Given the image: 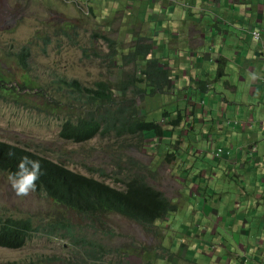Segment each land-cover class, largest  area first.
Instances as JSON below:
<instances>
[{
    "label": "rangeland",
    "instance_id": "obj_1",
    "mask_svg": "<svg viewBox=\"0 0 264 264\" xmlns=\"http://www.w3.org/2000/svg\"><path fill=\"white\" fill-rule=\"evenodd\" d=\"M168 1L175 6L174 9L170 6L171 11L167 7ZM203 5L202 0H155V2L153 0H0V75L7 79L8 86L16 87L14 95L9 96L8 102L0 96V140L29 147L52 160L66 164L74 171L91 176L92 173L87 170V167L95 166L106 169L107 173L115 172L119 170V162L122 166L129 167L130 157L136 163L133 169L145 172L148 180L161 188L171 206L175 207L173 212L158 219L156 226H146L122 215L110 213L109 227H112L116 234L113 242L130 244L131 250H140L139 254L129 253L127 257L123 254L114 257L115 261L111 264H199L198 261L203 264H226L231 257H234L233 253L230 255L217 252L218 239L213 238L211 232L200 234V242H208V256L197 254L198 261H194L189 259L192 254L185 250L190 245L189 250L194 251L191 243L195 237L194 234H190L187 235L188 238H185V228L191 227L192 230L199 228L202 231L206 222L204 220L200 225L199 218L195 220L184 218L189 205H193L189 195L191 192L189 187L193 185V174L196 176H199V173L202 174V171L193 169L191 160H187V164L183 165L184 158H182L174 168L171 166L174 162L169 164L166 162V151L162 144L148 141L138 147L135 145L127 149L120 146L121 139L116 138L114 132L110 137L99 136L84 143H74L60 136L64 117L86 110L79 101L74 99V94H77L73 92L75 88L60 82L61 79L68 81L78 79L85 86L93 87L102 78L115 83L123 79L127 80L130 75L136 73L143 82L136 81V85L128 86L125 93L114 89V96L116 98L119 96L127 103L128 96L133 94L137 84L144 88L147 81H153L151 75L153 68L149 64L152 62L141 57L136 65L132 59V53L139 49V45L143 47L152 45L150 59L160 57L159 64L166 71L169 64L172 70L176 63L181 62L189 52L193 53L191 59L201 54L197 46L189 49L187 47L189 40L187 43L185 41L187 36L189 39L194 36L192 30L195 23L193 21L190 32V15L199 17L201 14L199 10ZM159 7L162 8L159 9ZM174 15L177 16L174 17ZM201 18H204V21H208L206 18L213 20L209 17ZM248 18L249 13H247L246 21ZM225 30L229 32L228 39L226 42L216 43L219 56L214 61L213 68L220 67L222 61H226L222 55L231 58L235 51L234 47L238 44L237 37L244 33L231 25H227ZM202 32L207 34V28H204ZM104 36L115 42L114 51L117 55L113 56L114 62L108 58L110 43L105 41ZM32 41L35 43L32 59L34 63L29 75H32L34 81L26 77L23 65L14 56L17 50ZM209 42L208 39L207 43ZM200 47L205 48V45ZM162 49L164 53H167L163 58H161ZM221 49H223L222 53ZM191 59H186L185 63L189 65ZM110 62L112 67L111 72L108 73L107 67ZM229 63L232 64V61ZM202 66L203 63L198 64L196 70L200 72ZM205 68L209 69L208 66ZM233 69L236 72L239 71L238 67ZM233 69H228L229 84L236 83ZM170 70L167 79L168 87L156 86L157 89H154L151 85L148 96H145L143 89L136 94L135 115L143 118L146 113L149 119H159L162 112H168L173 108H177V113L181 109V113L185 114V110L182 111L186 103L182 94L185 88L177 84L180 90H176L175 94L180 95L170 97L171 92L175 91L174 82L177 79ZM163 74L166 76V72ZM217 77L216 73L208 70L207 78L211 79L212 84L215 85L211 93H208L209 96L213 97L223 92L229 99H239V88L235 87V90H232L226 84L217 81ZM25 81L32 89L37 88V90L31 92L23 90ZM40 88H44L46 92L38 94L37 91ZM175 99L179 102H175ZM247 99L251 104L259 103L258 98L247 97ZM29 102L35 107L31 108ZM150 104L153 105L152 108H149ZM37 105L45 108L47 113L44 111L40 113L36 109ZM108 110L114 111V107H109ZM105 111L103 107L101 114ZM257 130L262 133L258 138L259 149L264 151L262 124H259ZM208 132L214 134L216 129L209 130L204 123H199L195 131L184 136V146H181L179 154H182L186 146L192 145L193 148L208 151L206 163L211 164L214 158L213 154L209 153L210 142L215 141L214 148H218L225 145V141L223 138L218 140L215 134L211 139H204L203 134ZM244 139L243 142H248L247 134ZM176 148L174 144L168 152L173 154ZM157 150L161 157L158 156ZM137 166L140 167L137 168ZM254 167L259 175H264V161ZM174 171H176V179L172 181L170 175ZM93 175L99 176L98 173ZM8 177L9 174L0 172L1 217L30 218L34 227L65 219L76 226V229L81 227L87 238H92V229L83 228L85 225L89 226L87 223L90 221L84 220L81 215L36 191L27 197L16 196ZM181 177L183 179H180ZM218 177L223 180L220 184L214 182L213 174L203 175L201 187L205 186L207 191L208 186L211 187L209 192H201L204 198L208 201L219 200L227 205H234L238 200L241 202L246 200V194L243 192L251 191L249 187L239 190L238 180L228 175L222 168ZM107 181L111 182L110 178H107ZM260 183L264 184V181L260 180ZM257 191L253 188L252 194ZM260 192L264 197V188ZM249 198H252L251 193ZM197 207L200 217L203 208H200L199 202ZM223 207L228 210L225 206ZM242 209L248 208L242 207ZM218 219L214 218V221ZM219 220L221 225H224L226 217ZM212 221L213 219H210L207 223L211 224ZM185 222L187 224L183 227L182 224ZM238 222L241 224L242 220L239 218ZM219 230L222 233V230ZM222 234L225 238L231 236V234ZM76 241L79 240L69 241L66 238L47 235L42 231H34L22 248L10 249L0 246V264H78L79 243ZM114 243L111 246H114ZM238 247L241 249L240 246ZM212 252L213 255H211ZM131 259L139 263L132 262ZM230 264L237 263L232 261Z\"/></svg>",
    "mask_w": 264,
    "mask_h": 264
},
{
    "label": "crops",
    "instance_id": "obj_2",
    "mask_svg": "<svg viewBox=\"0 0 264 264\" xmlns=\"http://www.w3.org/2000/svg\"><path fill=\"white\" fill-rule=\"evenodd\" d=\"M202 4L204 5L199 10V13H201L199 17L190 15V32L193 21L195 23L192 30L194 36L192 39H189V36H187L185 41L187 43L189 40V43H187L189 49L197 46L201 50V54L197 55V57L193 56V59H191L193 53H187L186 57L181 62L176 63L172 70L169 68L170 64L168 65V73L169 70L172 71L177 78L174 82L175 91L173 90L171 95H180L175 94L176 90H180L179 85H177L180 84L185 88V92L182 94H190L189 98L186 99L191 104V109L189 110L187 119L175 126V130L181 128V132L179 130L173 131L170 135L159 138V141L162 143L161 146L164 143L167 144L163 146L166 151L173 141L183 146V137L195 131L199 123H204L209 130L216 129L214 134L217 136V139L223 138L225 141V145L218 147L224 149V154L218 161H213L208 165L206 163L208 151L193 148L197 152L195 155L197 161L192 163L193 169L196 168L197 171H202V174L199 176L193 174V185L189 187L192 193L193 200L191 202L193 205H189L188 211L185 213V219L195 220L199 218L198 223L200 225L204 220L206 222L205 226L202 227V231L199 228L188 231L189 234L193 233L195 236L192 239L194 240L192 246L196 247L199 251L205 252L206 256H208V245L195 240L198 239L201 232H211L213 238H216V236L220 238V242L217 243V252L234 254V257L230 258L231 263L233 261V263L238 264L240 261L243 264L245 262H248V264H264V197L262 196V192H260L264 188V184L260 183V180L264 181V175H259L257 169L254 167L255 165L262 164L264 161V151L260 150L258 145V138L262 133L257 130L259 124L264 126V0H202ZM247 13H249V18L246 21ZM202 16L213 18V20L206 18L208 21H204V18H201ZM227 25L233 26L236 30H242L244 33H241L237 37L238 44L234 47L235 51L232 53L231 58L222 55L226 61L223 60L220 65V67L224 66V74H220V67L213 68L214 61L219 56L216 43L218 41H221V43L227 41L229 35V32L225 30ZM204 28H207V34L202 32ZM255 30L262 34V38L256 39L253 36L252 31ZM208 39L210 40L209 43H207ZM204 45L205 48L200 47ZM222 51L223 49H221V53ZM161 52V58L166 56L167 53H164L163 49ZM188 58L191 59L189 65L185 63V60ZM197 61L198 63H196ZM229 61H232V64ZM202 63L201 71L198 72L196 67ZM159 66L161 65L159 64ZM206 66L209 69L205 68ZM234 67H238L239 71L236 72L233 69ZM229 68L234 71L236 83L233 84L236 85L229 84L230 82L227 79L230 75ZM208 70L216 73L218 75L217 81L226 84L232 90L238 87L239 99H229L227 94L223 92L210 97L208 93H211L215 85L212 84L211 79L207 78ZM247 97L258 98L259 103L257 105L251 104L248 102ZM236 122H239L240 125L233 127ZM184 126L189 129H183ZM191 128L194 130L191 131ZM177 133H181L184 136L179 137ZM166 134H169V132ZM214 134L209 132L204 133L203 138L211 139ZM246 134L248 142H243L242 140H245L244 136ZM214 144L215 141L210 142L211 147ZM253 145H256V149L250 150ZM210 152L211 149H209ZM157 153L161 157L158 150ZM185 154L193 155L194 152L191 150V147H186V150L182 154L176 151L175 156L171 157L169 162H174L171 166L175 168L177 161H180L181 157H184ZM221 168L228 175L238 180L240 185L239 190L249 187L251 191L243 192L247 197L244 202L238 200L234 205H227L219 200H209V202L201 194V192L205 193L211 190L210 186H208V191L205 186L201 187L200 182L203 180V175L213 174L214 182L218 184L223 182L218 177ZM173 174L176 176V171L171 173L170 177ZM180 179H183V177ZM253 188L258 190L257 193L252 194L254 193ZM250 193L252 198H249ZM198 202L200 208H203L200 217L197 212ZM242 207H247L248 209L245 210ZM225 217V224L221 225L219 219ZM214 218L219 219L215 222ZM239 218L242 220L241 224L238 222ZM210 219H213V221L211 224H208L207 222ZM219 229L222 230V233L231 234V236L225 238ZM197 254L198 251L193 254L195 261H198L196 258ZM213 254L212 252L211 255ZM198 262L203 264L201 261Z\"/></svg>",
    "mask_w": 264,
    "mask_h": 264
},
{
    "label": "trees",
    "instance_id": "obj_3",
    "mask_svg": "<svg viewBox=\"0 0 264 264\" xmlns=\"http://www.w3.org/2000/svg\"><path fill=\"white\" fill-rule=\"evenodd\" d=\"M153 1L155 2V0ZM104 39L110 43L108 58L114 62L113 56L117 55L114 51L115 42L106 36ZM34 44L32 41L30 44L19 47L20 49L14 55L23 65L26 77L31 80L33 78L29 74L33 70ZM152 48V45L146 47L139 45V49L132 53V59L136 65L141 57L149 61L147 57ZM150 62H152L149 64L153 68V72H151L153 81H148L147 83L150 84L146 88L137 84L133 94L128 96L127 103L119 96L117 98L114 96V89L125 93L128 86L136 85V81L143 82L136 73L130 75L127 80L123 79L115 83L102 78L93 87L85 86L78 79L71 81L61 79L60 82L75 88L73 92L77 94H74V99L79 101L86 110L65 116L60 136L74 143H84L99 136L110 137L114 132L115 137L121 139V142L118 141L120 146L128 149L135 145L138 147L144 140L152 136L164 135L165 131L163 132V129L154 121H147L142 116L135 115L136 94L140 93L141 89L145 93L154 83L157 87L162 88L166 82V76L163 74L166 69L159 66V60L151 59ZM111 67L110 62L107 67L108 73L111 72ZM219 73L224 74L223 65ZM22 89L29 92L37 90V88L32 89L26 81ZM15 90L16 87L8 86L7 79L0 75V96L2 99L8 102L9 96L14 95ZM37 92L40 94L39 92L45 93L46 91L44 88H40ZM29 104L31 108L35 107L32 103L29 102ZM103 107L106 111L101 114ZM109 107H114V111H109ZM42 111L44 110L42 109ZM10 152L15 153V156L10 157ZM25 155L34 160H40L42 164L43 174L37 181L36 191L81 215L84 220L90 221L87 223L89 226L85 225L83 228L92 229V238H87L81 227L76 229V226L65 219L34 227L30 218L0 216L1 247L22 248L27 244L34 231H42L47 235L66 238L69 241L79 240L76 241L79 243L77 248L79 264H92L97 259L105 260L121 253H140V250H131L130 244L113 242V237L116 234L113 228L109 227L108 215L110 213L122 215L136 223L148 226L155 224L158 219H162L167 213L175 210V207L169 203V199L148 180V175L145 172L133 169L136 163L130 157L129 167L122 166L119 162V170L115 172L107 173L106 169L100 167H87V170L92 173L91 176L74 171L62 162L47 158L43 153L0 141V171L15 173L19 158ZM139 167L137 166V168ZM96 173L99 176L93 175ZM107 178H110L111 182L107 181ZM112 243L115 245L111 246Z\"/></svg>",
    "mask_w": 264,
    "mask_h": 264
},
{
    "label": "clouds",
    "instance_id": "obj_4",
    "mask_svg": "<svg viewBox=\"0 0 264 264\" xmlns=\"http://www.w3.org/2000/svg\"><path fill=\"white\" fill-rule=\"evenodd\" d=\"M172 3L171 2H169L168 1V8H169V10H171V8H170V6H172L173 7V9H174V7L175 6H173V5H171ZM159 6V5H158ZM162 7H159V9H161ZM174 11V10H173ZM255 33H257L258 34V37H256V35H255ZM252 34H253V36L256 38V39H260V38H262V34H260V32H258V31H252ZM157 59L158 58H160V57H156ZM147 59L150 61L151 59H150V53H149V55H148V57H147ZM167 79H168V69H167V71H166V84H165V86L164 87H168L167 86ZM149 81H151V80H149ZM148 82V81H147ZM149 83H146L145 84V87L144 88H146V86L148 85ZM152 84V83H151ZM168 85H169V83H168ZM152 86L154 87V89L156 88V84L154 83V84H152ZM153 89V90H154ZM157 89V88H156ZM190 95V94H189ZM189 95H184V99L183 100H186V103H185V105H184V107L182 108V111L183 110H185V116L181 113V109H179V113H181V114H179V113H177V108H173L172 110H170V111H168V112H162L159 116H160V118L159 119H149V118H147V115H146V113H145V117H143V119H145V120H147V121H154L156 124H158L162 129H163V132L165 131V133H164V135H162V136H158V137H155V136H152V137H150L149 139H147V140H144L143 142H148V141H150V142H152V143H160V144H162L160 141H159V138H161V137H163V136H165V135H170L173 131H176V130H179L180 132H181V128H177L176 130H175V126H177V125H179V124H181L183 121H185L186 119H187V116L189 115V110L191 109V107H190V103L188 102V100L186 99V98H189ZM145 96H148V91H146L145 92ZM170 97H173L172 95H170ZM175 102H179V100H177V99H175ZM150 102L148 101V104H149ZM147 104V105H148ZM153 107V105L152 104H150V107L149 108H152ZM37 110H39V112L41 113V112H43L42 111V109L44 110V112H46V110H45V108H43V107H40V105H38V108H36ZM47 113V112H46ZM240 124H239V122H236L235 123V126H233V127H238ZM263 126V125H262ZM264 127V126H263ZM183 129H189L188 127H186V126H184V128ZM192 130H194L193 128H191V131ZM167 132H169V134H166ZM177 134H179V137H183L184 135H182L181 133H177ZM185 136H187V135H185ZM183 139H184V137H183ZM0 141H4V140H0ZM4 142H7V143H10V144H14V145H17V146H20V145H18V144H15V143H12V142H8V141H4ZM175 144V146H177V148L175 149V152L172 154V153H170V152H168L170 149H171V147L173 146ZM167 144L166 143H164L163 144V146H166ZM183 146H184V143H183ZM20 147H23V146H20ZM186 147H191V150L194 152V154L193 155H190V154H185V156L184 157H181V159L182 158H184V163L185 164H187V160H191L192 161V163H194L195 161H197V159L195 158V155H196V150H194L193 149V146L191 145V146H186ZM27 148H29V147H27ZM30 149V148H29ZM180 149H181V145H179V144H177V142L176 141H173L172 142V144L169 146V149H167L166 150V154H165V160H166V162L169 164V162H170V160H171V157H174L175 156V153H176V151L177 152H179L180 151ZM256 149V145H253L251 148H250V150H255ZM32 151H34V152H37V151H35V150H33V149H31ZM186 150V148L185 149H183L182 150V153L184 152ZM39 153V152H38ZM211 153L213 154V158H214V161H218L219 160V158H221L222 156H223V154H224V149L223 148H214V145H212V147H211ZM9 156L10 157H14L15 156V153H12V152H10L9 153ZM46 156V155H45ZM47 157V156H46ZM47 158H49V157H47ZM51 159V158H50ZM180 159V160H181ZM55 161V160H54ZM177 162H179V161H177ZM0 172H5V171H0ZM5 173H7V174H9V177H8V181H9V184H10V186H11V188H12V190H13V192L15 193V195L16 196H18V197H27V196H29L32 192H34V191H36V188H37V181L40 179V176L43 174V172H42V164H41V162H40V160H34V159H32L30 156H27V155H25V156H21L20 158H19V163H18V165H17V171L15 172V173H13L12 174V172H10V173H8V172H5ZM199 175H200V173H199ZM171 178V180L172 181H175V179H176V176H175V174H173V176L172 177H170ZM154 184V183H153ZM155 187L156 188H158V190H160L161 191V188H159V187H157L156 185H155ZM37 192V191H36ZM162 192V191H161ZM163 193V192H162ZM190 194V201L191 200H193L192 199V193L191 192H189ZM206 193V192H205ZM164 194V193H163ZM165 195V194H164ZM166 196V195H165ZM168 199V198H167ZM206 199V198H205ZM207 200V199H206ZM208 201V200H207ZM187 212V211H186ZM185 212V213H186ZM184 218H185V214H184ZM157 222V221H156ZM156 222H155V224H153L154 226H156ZM186 222L185 223H183L182 225H183V227H185L186 226ZM188 231H192V228L191 227H187V228H185V232H186V237L185 238H188L187 237V235H190V234H193V233H188ZM200 237H201V235L199 234V236H198V239L197 240H195V241H198L199 243H202V242H200ZM216 238L218 239V243L220 242V238H218L217 236H216ZM194 241V240H193ZM193 241H192V243H193ZM192 243H191V246H192ZM213 243H216V242H214L213 241ZM203 244H207L208 245V242L207 241H205ZM189 248H190V245H188L187 246V248L185 249L186 251H188V252H190L191 254H192V256L191 257H189V259H191V260H194V253L195 252H197L198 251V254H201V255H204V256H206V253L205 252H203V251H199L196 247H194V246H192V248H193V250L194 251H191V250H189ZM77 251H78V249H77ZM124 255L125 257H127L128 256V253H121V254H119V255H117V256H112V257H110V258H108V259H105V260H102V258L101 259H97L96 261H93L92 262V264H104L105 262H109L110 264L111 263H113L114 261H115V259H114V257H119V256H121V255ZM154 255H157V254H154ZM238 259V258H237ZM162 260V259H161ZM239 260V259H238ZM131 261L132 262H137V263H139L138 261H136V260H134V259H131ZM195 261V260H194ZM80 263V261L78 260V264ZM84 263V262H83ZM199 263V262H198ZM231 263V260H230V262H228V263H226V264H230ZM199 264H201V263H199ZM239 264H243L242 262H240L239 261ZM245 264H248V262H245Z\"/></svg>",
    "mask_w": 264,
    "mask_h": 264
},
{
    "label": "built area",
    "instance_id": "obj_5",
    "mask_svg": "<svg viewBox=\"0 0 264 264\" xmlns=\"http://www.w3.org/2000/svg\"><path fill=\"white\" fill-rule=\"evenodd\" d=\"M255 35H256V37H258V34L257 33H255Z\"/></svg>",
    "mask_w": 264,
    "mask_h": 264
}]
</instances>
